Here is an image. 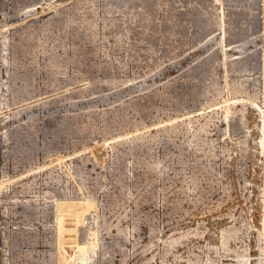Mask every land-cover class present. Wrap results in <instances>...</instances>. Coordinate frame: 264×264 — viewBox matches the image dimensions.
I'll use <instances>...</instances> for the list:
<instances>
[{
    "label": "rangeland",
    "instance_id": "rangeland-1",
    "mask_svg": "<svg viewBox=\"0 0 264 264\" xmlns=\"http://www.w3.org/2000/svg\"><path fill=\"white\" fill-rule=\"evenodd\" d=\"M0 78V264H264V0H0Z\"/></svg>",
    "mask_w": 264,
    "mask_h": 264
},
{
    "label": "bare ground",
    "instance_id": "bare-ground-1",
    "mask_svg": "<svg viewBox=\"0 0 264 264\" xmlns=\"http://www.w3.org/2000/svg\"><path fill=\"white\" fill-rule=\"evenodd\" d=\"M243 1V0H242ZM109 2V1H108ZM118 3V2H117ZM108 4V3H107ZM106 4V5H107ZM130 5V4H129ZM253 6V5H252ZM197 7H199V6H197ZM203 7V6H202ZM200 8V7H199ZM186 9V8H185ZM205 9V8H204ZM203 10V9H202ZM200 11V10H199ZM205 11V10H204ZM207 11V10H206ZM200 13H201V11H200ZM205 13V12H204ZM170 14V13H169ZM202 14V13H201ZM129 15V14H128ZM127 15V16H128ZM186 15V14H185ZM205 15V14H204ZM206 15H208V12H206ZM250 15H251V13H250ZM132 16V15H131ZM131 16H128V17H126V20H125V30L127 31L129 28H130V26H131V20H132V18L133 17H131ZM249 16V15H248ZM187 17V16H186ZM210 17V16H209ZM250 17V16H249ZM142 18V17H141ZM134 19V18H133ZM183 19V18H182ZM206 19H208V18H206ZM239 19V18H238ZM238 19L236 20V18H235V20H236V23L238 22ZM143 20V19H142ZM141 20V21H142ZM240 20V19H239ZM243 21H244V19H242ZM241 20V21H242ZM246 20L248 21V22H250L249 20H248V18H246ZM121 21V20H120ZM173 21V20H172ZM208 21H209V19H208ZM207 21V22H208ZM169 22V21H168ZM247 22V23H248ZM175 23V22H174ZM242 23V22H241ZM252 23V22H251ZM142 24V23H141ZM146 24H147V22H146ZM204 24V23H203ZM234 24V23H233ZM240 24V23H239ZM238 24V25H239ZM250 24V23H249ZM251 25V24H250ZM142 26V25H141ZM167 26V25H166ZM169 26V25H168ZM171 26H173L174 27V25H171ZM177 26H179V25H177ZM183 26V25H182ZM232 26H234L233 27V32H235V28L236 27H239V26H235V24L234 25H232ZM231 26V27H232ZM248 26V25H247ZM176 27V26H175ZM193 27V26H192ZM242 27V26H241ZM241 27H239V28H241ZM169 28V27H168ZM172 28V27H171ZM244 28H246V27H244ZM247 28H250V27H247ZM148 29V28H147ZM177 29V28H176ZM251 29V28H250ZM249 29V30H250ZM119 30V29H118ZM149 30V29H148ZM178 30V29H177ZM188 30V29H187ZM231 30H232V28H231ZM243 30V29H242ZM246 30V29H245ZM48 31V30H47ZM130 31V30H129ZM150 31V30H149ZM148 31V32H149ZM180 31V30H179ZM183 31V30H182ZM244 31V30H243ZM143 33V32H142ZM189 33V32H188ZM139 34V33H138ZM178 34V33H177ZM183 34V33H182ZM181 34V35H182ZM163 35V34H162ZM187 35V34H186ZM192 35H194V34H192ZM185 36V35H184ZM177 37V36H176ZM186 37V36H185ZM231 38H232V36H231ZM238 38V37H237ZM236 38V39H237ZM186 39H188V38H186ZM233 39V38H232ZM185 40V39H184ZM152 41V40H151ZM182 41V40H181ZM197 41V40H196ZM148 42V41H147ZM173 42V41H172ZM186 43V42H185ZM188 43V42H187ZM72 45V44H71ZM177 45V44H176ZM73 47V46H72ZM206 70H208V69H206ZM2 75V74H1ZM206 75V74H205ZM204 77V76H203ZM4 78H5V76H4ZM0 79H2V78H0ZM191 80V79H190ZM193 80V79H192ZM199 81V80H198ZM198 85V84H197ZM21 136V135H20ZM20 136H16L17 138L18 137H20ZM16 138V139H17ZM13 140H14V137L12 138ZM23 139V138H22ZM22 139L21 138H18L17 140H14L15 141V143L13 144L14 146H15V148H16V150L18 151L19 150V146L18 145H20V146H22L23 144L21 143V141H22ZM10 140V139H9ZM9 140H8V143H9ZM6 144V143H5ZM10 146V145H9ZM45 146V145H44ZM3 147H4V145H3ZM40 148V147H39ZM14 156V155H13ZM155 160V159H154ZM75 170V169H74ZM81 170V169H80ZM75 171H77V170H75ZM84 171V170H83ZM78 173L80 172V171H77ZM76 172V173H77ZM82 172V171H81ZM79 175H74V177L76 178V180L75 181H77V186L76 187H79V188H81V182H80V180H79V177H78ZM190 177V176H189ZM73 179H72V181H73ZM71 181V182H72ZM70 181H69V185H68V188L66 189V190H68L69 191V189L71 188L72 189V185L70 186V183H71ZM74 182V181H73ZM68 183V182H67ZM73 188H75V187H73ZM82 190V189H81ZM84 191V190H83ZM65 194V193H64ZM84 198H86V197H84ZM83 198V199H84ZM81 199V198H80ZM78 200V199H77ZM86 200H88V199H85V202H87ZM70 202V201H69ZM68 202V203H69ZM73 202V201H72ZM78 202V201H77ZM76 202V203H77ZM82 202H84V201H82ZM75 202H73V204H74ZM79 203V202H78ZM81 203V202H80ZM90 204V203H89ZM68 205V204H67ZM66 205V206H67ZM69 205H71V203H69ZM80 205V204H79ZM91 205V204H90ZM68 207V206H67ZM79 207V206H78ZM88 206H86L85 207V209L87 208ZM72 208H74L73 206H72ZM71 208V209H72ZM90 208V207H89ZM70 209V208H69ZM90 210V209H89ZM101 210H104V209H102L101 208ZM69 211V210H68ZM67 211V212H68ZM76 211V210H75ZM85 211V210H84ZM71 212H74V210L73 211H71ZM79 212V211H78ZM101 212V211H100ZM53 213V212H52ZM74 214H77V212L75 213L74 212ZM73 214V215H74ZM85 214H87V216L88 217H93L95 220H96V218L94 217V213H93V211H88V212H86ZM84 214V215H85ZM103 214V213H102ZM66 215H67V213H66ZM69 215V214H68ZM72 215V216H73ZM77 216V215H76ZM86 216V217H87ZM39 217V216H38ZM81 217V216H80ZM68 218V217H67ZM74 218H76V217H74ZM99 218H100V216H99ZM98 218V219H99ZM94 219H93V221H94ZM57 220V219H56ZM60 220H61V218H60ZM90 220V219H89ZM104 220V219H103ZM97 221V220H96ZM96 221H95V227H96V229L95 228H93L94 230H91V232L89 233V234H87V235H85V236H83L84 238H83V240H82V246H81V248L79 249V252L77 253V258H76V263H67V264H101V257H103V256H105V253H104V255L102 256V254H103V252L102 253H100V249H101V241H100V235H99V232H98V230H99V224L100 223H98V226H96ZM82 222V224H85L86 226H87V223L85 222V221H81ZM98 222V221H97ZM100 222V221H99ZM105 222H107L106 220H105ZM130 222H131V220H130ZM132 223V222H131ZM56 224V223H55ZM66 224V223H65ZM107 224V223H106ZM26 225V224H25ZM51 225V224H50ZM53 225V224H52ZM85 226V227H86ZM107 226V225H106ZM90 227V226H89ZM93 227V226H92ZM108 227V226H107ZM134 226H132L131 228L132 229H134L133 228ZM12 228V227H11ZM35 228H37V227H35ZM86 228H88V227H86ZM102 228V227H101ZM100 228V229H101ZM106 228V227H105ZM104 228V229H105ZM85 229V228H84ZM103 229V228H102ZM135 229H136V227H135ZM7 230L9 231L10 229H9V226H8V224H7ZM13 230V229H12ZM37 230V229H36ZM69 230V229H68ZM131 231V230H130ZM9 232H11V231H9ZM129 232V231H128ZM132 232V231H131ZM53 233H54V231H53ZM79 233V232H78ZM65 234H66V232H65ZM131 234V233H130ZM79 235V234H78ZM128 235V234H127ZM132 235V234H131ZM82 238V237H81ZM129 238V237H128ZM79 241V240H78ZM133 241V240H132ZM118 243V242H117ZM75 244V243H74ZM77 244H79V243H77ZM69 245V244H68ZM34 249H35V247H34ZM71 249V248H70ZM77 249V248H76ZM32 250H33V248H32ZM38 250V249H37ZM34 251V250H33ZM102 251H104V250H102ZM39 252V251H38ZM68 253L70 254V252L68 251ZM75 253V252H74ZM73 255V254H72ZM57 256V255H56ZM74 256V255H73ZM111 256V255H110ZM30 257V256H29ZM38 257V256H37ZM67 257V256H66ZM10 258V257H9ZM57 258H58V256H57ZM68 259L70 258L69 257V255H68V257H67ZM73 258V257H72ZM238 258V257H237ZM64 259V258H63ZM67 259V260H68ZM240 259H242V258H240ZM36 260V259H35ZM38 261H39V259H37ZM59 260V259H58ZM104 260V259H103ZM244 260H245V258H244ZM53 261V260H52ZM61 261V260H60ZM239 261H241V260H239ZM238 261V262H239ZM243 261V260H242ZM241 261V262H242ZM43 262V261H42ZM243 262H247V261H243ZM9 263H11V262H8V264ZM37 263V262H36ZM62 263V262H61ZM66 263V262H65ZM38 264H40V263H38ZM51 264H53V263H51ZM167 264V263H166ZM239 264V263H238ZM240 264H242V263H240Z\"/></svg>",
    "mask_w": 264,
    "mask_h": 264
}]
</instances>
